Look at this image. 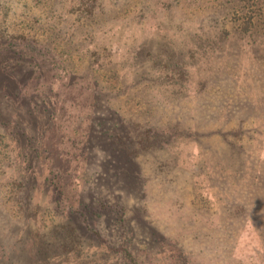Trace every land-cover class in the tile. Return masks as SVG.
<instances>
[{
  "label": "rangeland",
  "instance_id": "374dc122",
  "mask_svg": "<svg viewBox=\"0 0 264 264\" xmlns=\"http://www.w3.org/2000/svg\"><path fill=\"white\" fill-rule=\"evenodd\" d=\"M79 2L0 0V264H127L126 246L139 264H264V34L241 33L233 0ZM10 49L44 60L19 99ZM21 100L55 104V130ZM113 126L129 147L102 142ZM62 224L83 227L75 250L35 256Z\"/></svg>",
  "mask_w": 264,
  "mask_h": 264
},
{
  "label": "trees",
  "instance_id": "16d2710c",
  "mask_svg": "<svg viewBox=\"0 0 264 264\" xmlns=\"http://www.w3.org/2000/svg\"><path fill=\"white\" fill-rule=\"evenodd\" d=\"M79 4L80 7L82 8L83 13L85 14H92L93 13V7H94V1L95 0H79ZM240 0L235 1L233 0V2H231V8L234 10L236 13H240L241 15L244 16L245 21L243 23V27H242V31L241 33L247 34L249 35V37L253 36H257V35H261L264 34V1L261 0V2H257L256 6L258 7L255 11L257 12L256 14H254L253 11H249L250 7L248 8L249 10H246L247 6L245 4V6L243 7V5L239 4ZM245 11V13H244ZM215 43H217L215 41ZM5 56V55H4ZM6 56L11 57V61L13 64H11V66L9 68H4L2 73L6 75V81H9V83L11 85H4L2 87V90L5 91V99L9 98V96L15 91V95L14 96H18L19 99V95L17 93V89L18 87L22 88L24 87V84L27 82L29 84L30 80H32L31 76H30V71L28 68V66H33V72L36 73L39 71L40 69V61L44 62L43 59H40V61L37 62L38 58H28L27 55L24 54H20L18 49H10L8 54ZM56 61V59H54ZM38 66V67H35ZM171 67H173L172 65H169ZM36 68V69H34ZM32 70V69H31ZM1 75V74H0ZM31 86L33 85V82L30 83ZM35 88V90H37V87H33ZM17 98V97H15ZM21 105V110H20V114L22 113V117L24 115V112H27V114L29 116H32L31 122L34 126H41L44 128H50L52 131L55 130V126H52V123L54 121V118L59 116L60 111H58V108L55 106V104H50L49 101L47 100H43L42 102L39 103V101L37 100H33L32 102H28L27 100H21L20 102ZM1 117H3L2 113L0 112V126L7 125V122L9 120H3L1 119ZM23 128H20V140L21 142H19L20 146L22 144V142L24 140H28L31 143H35V137L29 135L26 131V127H28L27 123H24ZM176 125L174 126V130L171 128L169 130H153L152 131V135H150V138L153 139L154 137V141H156V144L158 146H165L166 144H170L172 141H174V134H175V130H176ZM111 135H103L102 137V142H105L106 144H108L110 146L109 143H118L120 140H122L123 138V144L127 147L129 143V138H128V133L126 131L122 130V137H120L119 135H117V130L121 129L118 126H113L111 127ZM4 131L6 133V135H11L13 133V130L11 131L12 133H9L5 128ZM95 138V136H92ZM98 139V138H97ZM131 141L134 142V140L130 139ZM19 141V140H18ZM130 141V142H131ZM131 144V143H130ZM31 145V144H30ZM133 145H135L133 143ZM28 146V144H27ZM32 146V145H31ZM24 148V147H23ZM35 148V147H34ZM113 153L115 154V156H117V158H123V159H128L127 162L124 163L123 166H125L127 169L125 170V174H128V176L130 177L131 172L136 169L139 168L137 166L135 157L136 155L134 153H132V151L130 150H124L122 151L120 148L119 149H114ZM28 155V154H27ZM58 203L56 204L57 206H59V204L61 205V201H57ZM62 229L63 228H69L68 232H70L69 234H66L65 232H63V230L58 231V233H62V234H57V233H53V238L54 240L51 241L52 238H47L45 237V241H43L44 243L42 244L45 249H34V255L39 257H46L48 259H56L59 258V261H63L65 259V253H70L71 251H74L75 248H73L72 246L69 247V245H77L80 243L81 240H77L76 242H73L72 237L74 236V233H78V237H79V230L82 229L83 227L81 225H76L73 226L71 224H62ZM74 250H73V249ZM102 256L103 254L107 253V251H102ZM123 256L125 258V262L127 264H139L137 263L138 260L135 257L132 249H129V247H125L124 251H123ZM14 257L12 255L8 254V257L6 258V261L9 262L10 264H14L13 262ZM16 260V259H14ZM103 260L105 261V257L103 256Z\"/></svg>",
  "mask_w": 264,
  "mask_h": 264
}]
</instances>
